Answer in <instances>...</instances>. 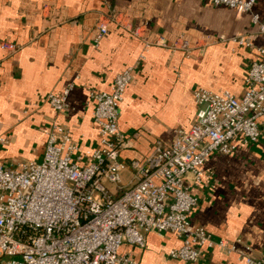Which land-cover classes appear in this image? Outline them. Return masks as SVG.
Wrapping results in <instances>:
<instances>
[{
  "label": "crops",
  "instance_id": "0c3cea01",
  "mask_svg": "<svg viewBox=\"0 0 264 264\" xmlns=\"http://www.w3.org/2000/svg\"><path fill=\"white\" fill-rule=\"evenodd\" d=\"M114 14L116 22L110 20ZM253 14L264 22V0H255L252 12L244 14L208 0H0V42L19 46L15 54L0 49V137L7 141L0 146V164L41 161L54 126L71 134L79 155L96 148L90 93L109 92L114 78L133 67L119 108V130L128 142L119 161L128 185L130 161H144L156 142L170 144L178 130L193 125L195 91L242 97L249 67L258 48L264 49ZM100 23L107 24L108 35L96 46ZM135 28L141 37L127 31ZM158 36L188 38L191 47H145L146 39ZM234 37L248 46L234 43ZM71 85L67 108L52 109L47 95ZM259 124L258 143H240L234 153L208 159L204 184L191 190L198 204L189 218L215 240L242 239L248 254L264 259V117ZM180 245L173 234L149 233L144 249L124 245L122 252L138 264H245L219 249L205 250L196 263L170 259L169 250Z\"/></svg>",
  "mask_w": 264,
  "mask_h": 264
},
{
  "label": "built area",
  "instance_id": "2783aa9c",
  "mask_svg": "<svg viewBox=\"0 0 264 264\" xmlns=\"http://www.w3.org/2000/svg\"><path fill=\"white\" fill-rule=\"evenodd\" d=\"M238 14L250 13L255 0H208ZM111 21H117L113 15ZM264 38V22L251 18ZM124 26V25H123ZM141 37L139 28L127 29ZM108 35L100 23L96 46ZM234 43L248 46L243 37ZM168 47L188 51V38L146 39L145 47ZM0 49L15 54L19 46L0 42ZM249 67L245 92L237 98L229 91L199 89L194 93L198 107L193 125L180 129L170 144L156 142L144 161H130L132 177L122 182L119 156L128 146L119 130V108L133 81V67L125 68L109 92H91L93 120L98 126L96 148L78 154V144L60 126L49 133L41 161H27L17 167L0 164V259L3 264H138L123 253L124 245L144 249L146 236L170 233L181 245L169 250L175 261L196 263L205 250L219 249L235 254L245 264H264L243 246L215 240L203 227L190 221L198 204L192 188L204 184V166L214 153L230 155L238 144H256L264 117V49ZM72 85L61 94L49 93L48 104L55 111L67 108ZM6 139L0 137V146ZM108 185L113 186V190ZM243 246L244 249H239Z\"/></svg>",
  "mask_w": 264,
  "mask_h": 264
}]
</instances>
